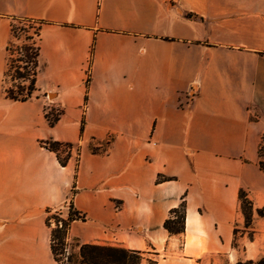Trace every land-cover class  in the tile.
Masks as SVG:
<instances>
[{
    "label": "crops",
    "instance_id": "obj_1",
    "mask_svg": "<svg viewBox=\"0 0 264 264\" xmlns=\"http://www.w3.org/2000/svg\"><path fill=\"white\" fill-rule=\"evenodd\" d=\"M14 18L45 22L24 102L3 80ZM49 139L75 145L67 166ZM263 144L264 0H0V264H60L47 209L67 218L70 201L86 215L68 232L75 252L110 244L141 251L140 264H207L245 228L241 189L254 238L240 242L264 247ZM182 201L185 231L172 235L164 222Z\"/></svg>",
    "mask_w": 264,
    "mask_h": 264
},
{
    "label": "trees",
    "instance_id": "obj_2",
    "mask_svg": "<svg viewBox=\"0 0 264 264\" xmlns=\"http://www.w3.org/2000/svg\"><path fill=\"white\" fill-rule=\"evenodd\" d=\"M14 21L22 23L26 29H33L34 34H40L41 26L45 23L44 21H38L35 19L29 18H14ZM13 21V22H14ZM16 29H14L12 23V35L16 37ZM34 36L28 35L25 38L23 45L17 47L18 56L14 57L12 40L7 46V68L4 74V82L9 76L12 77V86L5 87L6 97L13 101H27L33 97L37 91L36 80L39 73V55L40 49L39 45L35 44L33 40ZM62 110L52 119L48 118L50 126H55L59 121ZM84 130V121L82 122L81 133ZM111 139L103 143L109 144ZM42 145L48 148L50 151L56 153V157L61 166H67L69 159L72 155V150L75 145L69 142H60L54 139H49L45 142H42ZM264 147V144H263ZM263 147L260 151L263 160L260 165L264 170V151ZM66 149V150H65ZM77 159L80 155V146H77ZM93 152H99L100 149L96 148L94 145L91 146ZM63 151L66 152V155L63 156ZM171 177H166L160 175L158 180H169ZM239 200L241 211L245 217V228L244 230H239L235 228L234 230V247H237V238L238 235L244 232H248L250 239L254 238L253 233V214L254 206L252 200L249 198L248 193L241 189L239 192ZM186 201H182L178 207H175L170 210L168 218L164 222V227L170 234H181L185 231L186 227ZM257 213L264 217V206L257 209ZM52 219L55 221L56 226L52 227ZM86 215L81 211L77 210L73 202L69 203V213L67 218H64L61 211L48 208L46 216V224L52 228L51 230V247L55 259L61 264V260L58 258V250L64 251L68 248L67 236L71 224L76 220H85ZM56 240L58 243L56 245ZM79 260L74 261L72 255L67 256V264H140L144 258L141 251L126 248L119 245H110V244H91L86 243L80 246L79 250ZM150 264H157L156 261L150 260ZM235 264H264V256L259 259H249V260H239Z\"/></svg>",
    "mask_w": 264,
    "mask_h": 264
},
{
    "label": "rangeland",
    "instance_id": "obj_3",
    "mask_svg": "<svg viewBox=\"0 0 264 264\" xmlns=\"http://www.w3.org/2000/svg\"><path fill=\"white\" fill-rule=\"evenodd\" d=\"M13 26L14 29H16V37H12V49L14 51L13 55L14 57L18 56L17 53V47L21 46L24 44V42L26 41L25 38L28 35L34 36V39L36 40V42H38L39 40V36L34 34V30L33 29H26L22 23H19L18 21H14L13 22ZM13 84L12 82V77L9 76L7 78V80L4 82V86L5 87H11ZM52 107L50 110L51 114H58L61 110V108L59 107V112H56L55 107L58 106H50ZM93 145V144H92ZM66 150V149H65ZM263 151H264V147H263ZM63 156L66 155V152L63 151L62 153ZM77 157V154H76ZM61 211V210H59ZM62 213V211H61ZM55 221L52 219V227H55ZM58 243V240H56V245ZM67 243L72 245V249H70L69 247L64 251H61V249H59L57 252L58 254V258L61 260V264H67V256L72 255L74 257V261H78L79 260V253L75 252L74 247L78 244H80V242L76 239V238H72L71 240H67ZM234 243V241H233ZM234 246V245H233ZM68 251V252H67ZM264 256V247L260 246L259 248H251L249 250H246V248L241 244L240 242V236L238 235L237 238V247H234L232 250H229L227 252H221V253H214L209 255L208 257H206V261L207 264H235L237 261L239 260H249V259H257Z\"/></svg>",
    "mask_w": 264,
    "mask_h": 264
},
{
    "label": "built area",
    "instance_id": "obj_4",
    "mask_svg": "<svg viewBox=\"0 0 264 264\" xmlns=\"http://www.w3.org/2000/svg\"><path fill=\"white\" fill-rule=\"evenodd\" d=\"M33 40L35 41V44H34V45L38 44V42H36L35 39H33ZM196 91H197L196 87H195V86H192V87L190 88L189 92H188V97H189V98H190V97H194V96L196 95ZM51 108H52V107L48 106L47 109H46V115H47L48 118H50V119H52L53 116H54V114H51V113H50ZM55 108H57V109H56V112H59V107H55ZM67 252H68V251H67Z\"/></svg>",
    "mask_w": 264,
    "mask_h": 264
},
{
    "label": "water",
    "instance_id": "obj_5",
    "mask_svg": "<svg viewBox=\"0 0 264 264\" xmlns=\"http://www.w3.org/2000/svg\"><path fill=\"white\" fill-rule=\"evenodd\" d=\"M50 97H52V95H49Z\"/></svg>",
    "mask_w": 264,
    "mask_h": 264
}]
</instances>
